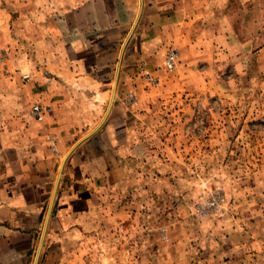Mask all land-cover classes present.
I'll return each instance as SVG.
<instances>
[{"label":"rangeland","instance_id":"obj_1","mask_svg":"<svg viewBox=\"0 0 264 264\" xmlns=\"http://www.w3.org/2000/svg\"><path fill=\"white\" fill-rule=\"evenodd\" d=\"M56 1L0 0V149L50 119L81 135L110 106V90L98 106L65 87L77 57L64 56L72 25ZM180 2V41L154 51L151 63L138 58L121 89L129 148L88 183L77 226L46 233L32 264H264V0ZM171 51L178 58L169 68ZM115 101L95 132L108 127ZM80 135L74 146L90 136Z\"/></svg>","mask_w":264,"mask_h":264},{"label":"crops","instance_id":"obj_2","mask_svg":"<svg viewBox=\"0 0 264 264\" xmlns=\"http://www.w3.org/2000/svg\"><path fill=\"white\" fill-rule=\"evenodd\" d=\"M179 4L180 0L56 1L57 6H63L64 24L72 25L70 45L64 49V56L77 57L69 68L65 87L81 90V103L98 106L108 98L109 90L111 105L116 87L113 102L116 100L117 104L113 106L108 127L100 133L95 131L110 106L103 119L81 135L62 132V128L56 130L50 119L41 133L25 137L16 146H7L8 156L13 160L5 158L7 149H0L1 264H32L33 251L41 243L43 246L47 234L72 229L86 215L91 189L88 190V183L92 180L98 183L103 172L109 174L119 165L117 154L130 145L132 130L124 121L126 115L122 111L126 109L119 104L121 89L128 86L129 72L135 69L138 58L151 63L154 51L165 48L182 34L179 25L187 18ZM54 86L63 87L58 83ZM49 96L50 102L54 98ZM75 102L77 99L73 97L69 104L73 106ZM55 110L62 117L66 108ZM94 111L91 107L88 119L94 118ZM74 135L90 136L74 146L71 140Z\"/></svg>","mask_w":264,"mask_h":264},{"label":"built area","instance_id":"obj_3","mask_svg":"<svg viewBox=\"0 0 264 264\" xmlns=\"http://www.w3.org/2000/svg\"><path fill=\"white\" fill-rule=\"evenodd\" d=\"M177 58H178V53H176L175 51H171L168 54V57L166 60L167 66L169 68H172L176 64ZM45 111H46L45 108L41 104L36 103L33 105L32 114L39 121H42L44 119Z\"/></svg>","mask_w":264,"mask_h":264},{"label":"water","instance_id":"obj_4","mask_svg":"<svg viewBox=\"0 0 264 264\" xmlns=\"http://www.w3.org/2000/svg\"><path fill=\"white\" fill-rule=\"evenodd\" d=\"M115 89H116V87L114 88L112 103H113L114 96H115ZM112 103H111V105H112ZM111 105H110L109 111H110V109H111ZM59 178H60V175H59ZM58 181H59V179H58ZM41 247H42V243H41V245H40V248H41Z\"/></svg>","mask_w":264,"mask_h":264}]
</instances>
